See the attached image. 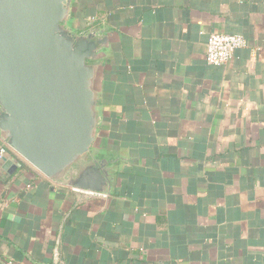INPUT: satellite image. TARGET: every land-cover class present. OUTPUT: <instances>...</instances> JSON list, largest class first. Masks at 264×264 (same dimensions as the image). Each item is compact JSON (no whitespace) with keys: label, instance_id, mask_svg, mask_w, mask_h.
I'll use <instances>...</instances> for the list:
<instances>
[{"label":"crops","instance_id":"obj_1","mask_svg":"<svg viewBox=\"0 0 264 264\" xmlns=\"http://www.w3.org/2000/svg\"><path fill=\"white\" fill-rule=\"evenodd\" d=\"M74 13L109 38L94 146L113 186L88 197L0 158V264H264V0ZM211 33L246 43L212 65Z\"/></svg>","mask_w":264,"mask_h":264},{"label":"water","instance_id":"obj_2","mask_svg":"<svg viewBox=\"0 0 264 264\" xmlns=\"http://www.w3.org/2000/svg\"><path fill=\"white\" fill-rule=\"evenodd\" d=\"M75 3L0 0V139L11 154L1 161L107 194L114 167L94 144L109 38L78 29Z\"/></svg>","mask_w":264,"mask_h":264},{"label":"built area","instance_id":"obj_3","mask_svg":"<svg viewBox=\"0 0 264 264\" xmlns=\"http://www.w3.org/2000/svg\"><path fill=\"white\" fill-rule=\"evenodd\" d=\"M245 40L238 34L211 33L206 41V61L212 65H222L228 62L235 50L245 45ZM9 152V148L4 144L0 147V158ZM75 191H81L74 189ZM85 196H100L101 193L93 191H81Z\"/></svg>","mask_w":264,"mask_h":264}]
</instances>
